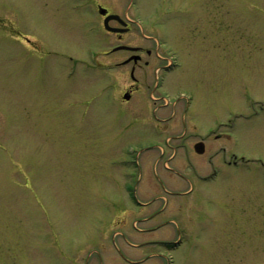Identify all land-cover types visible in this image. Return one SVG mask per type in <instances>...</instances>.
Instances as JSON below:
<instances>
[{"label": "rangeland", "instance_id": "obj_1", "mask_svg": "<svg viewBox=\"0 0 264 264\" xmlns=\"http://www.w3.org/2000/svg\"><path fill=\"white\" fill-rule=\"evenodd\" d=\"M0 264H264V0H0Z\"/></svg>", "mask_w": 264, "mask_h": 264}, {"label": "water", "instance_id": "obj_2", "mask_svg": "<svg viewBox=\"0 0 264 264\" xmlns=\"http://www.w3.org/2000/svg\"><path fill=\"white\" fill-rule=\"evenodd\" d=\"M100 13H101L102 15H106L107 10L101 8V9H100ZM113 20L118 21L122 26H124V28H113V27H111L109 23H110V21H113ZM104 26H105V29H106V30H108V31H110V32H112V33H125V32L128 31V29H126L127 23L124 22V21L121 19L120 16H118V15H114V14H113V15H109V16L106 17V19H105V21H104ZM119 50H132V51H134V50H137V49H135V48L133 49V48H129V47H125V46H121V47L116 48L114 51H119ZM138 59H139V57H133V58L130 59V60L137 61ZM130 60H129V61H130ZM132 75H133V74H132ZM124 99L129 100V99H130V95H127V94H126V95L124 96ZM196 150H197L198 153L202 154V153H204V146H203L202 144H200V145H198V146L196 147Z\"/></svg>", "mask_w": 264, "mask_h": 264}, {"label": "flooded vegetation", "instance_id": "obj_3", "mask_svg": "<svg viewBox=\"0 0 264 264\" xmlns=\"http://www.w3.org/2000/svg\"><path fill=\"white\" fill-rule=\"evenodd\" d=\"M109 14V13H108ZM104 18L105 17H103V20H104ZM131 24L130 23H128V28L130 29V26ZM139 53H145L148 57H152L153 56V54H155V57L157 58V60H159V61H161V60H166L167 58H165V57H163V56H161L160 54H158V52H153V51H151V50H143V49H139L138 51H136V52H132V55L130 56V58H132V57H135V56H138V54ZM129 58V59H130ZM141 59H139L137 62H134V61H132V63H133V65H132V70H135V68H136V66L138 65V63H139V61H140ZM145 64H146V66H148L149 65V63L148 62H145ZM159 67H156L155 68V70H154V72H153V75H155L156 73H157V71L156 70H159L160 69V65H158ZM153 87L154 88H160V84H154L153 85ZM131 88H133L132 86H131ZM134 88H136V87H134ZM132 90H129V94H131L130 92H131Z\"/></svg>", "mask_w": 264, "mask_h": 264}]
</instances>
